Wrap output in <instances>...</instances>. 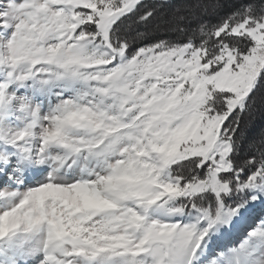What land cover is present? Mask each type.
Masks as SVG:
<instances>
[{
    "label": "snow or ice",
    "instance_id": "obj_1",
    "mask_svg": "<svg viewBox=\"0 0 264 264\" xmlns=\"http://www.w3.org/2000/svg\"><path fill=\"white\" fill-rule=\"evenodd\" d=\"M257 111L264 0H0V264H264Z\"/></svg>",
    "mask_w": 264,
    "mask_h": 264
},
{
    "label": "trees",
    "instance_id": "obj_2",
    "mask_svg": "<svg viewBox=\"0 0 264 264\" xmlns=\"http://www.w3.org/2000/svg\"><path fill=\"white\" fill-rule=\"evenodd\" d=\"M179 2V0H177ZM154 25H159V30L161 33L165 31L166 25L162 20L157 19L153 21ZM249 129L254 133H259L260 131L264 130V113L257 111L254 114L249 122Z\"/></svg>",
    "mask_w": 264,
    "mask_h": 264
}]
</instances>
